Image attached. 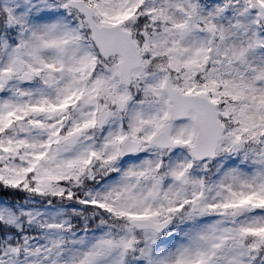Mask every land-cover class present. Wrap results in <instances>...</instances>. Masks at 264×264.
<instances>
[{
  "label": "snow or ice",
  "instance_id": "obj_1",
  "mask_svg": "<svg viewBox=\"0 0 264 264\" xmlns=\"http://www.w3.org/2000/svg\"><path fill=\"white\" fill-rule=\"evenodd\" d=\"M0 264H264V0H0Z\"/></svg>",
  "mask_w": 264,
  "mask_h": 264
}]
</instances>
